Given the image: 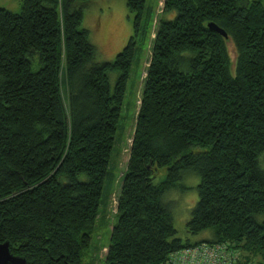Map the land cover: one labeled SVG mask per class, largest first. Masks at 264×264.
I'll list each match as a JSON object with an SVG mask.
<instances>
[{
    "label": "trees",
    "instance_id": "1",
    "mask_svg": "<svg viewBox=\"0 0 264 264\" xmlns=\"http://www.w3.org/2000/svg\"><path fill=\"white\" fill-rule=\"evenodd\" d=\"M75 1L0 7V242L27 264H82L146 33L144 0H126L133 33L96 62ZM163 1L174 16L154 29L102 264H164L202 242L224 243L235 264H264V0ZM190 171L198 199L186 229L211 232L197 241L176 236L162 199Z\"/></svg>",
    "mask_w": 264,
    "mask_h": 264
},
{
    "label": "rangeland",
    "instance_id": "2",
    "mask_svg": "<svg viewBox=\"0 0 264 264\" xmlns=\"http://www.w3.org/2000/svg\"><path fill=\"white\" fill-rule=\"evenodd\" d=\"M22 0H0V7L12 12H18ZM163 0H144L143 30L136 39L134 56L121 107V116L115 133L107 173L104 178L102 193L99 201L98 216L90 236L88 247L84 250L82 264H102L109 243L110 231L117 216V198L121 186L122 175L126 168L131 138L135 125L143 79L149 64L151 41L154 29L161 17L170 19L172 13L163 12ZM76 5H82L83 18L81 28L88 30L89 41L96 49L95 61H112L116 54L127 44L133 33V13L129 11L126 0H76ZM149 14L148 18L145 16ZM172 14V15H171ZM145 31V30H144ZM231 60L235 58V48L231 40L226 42ZM115 72L109 74L110 85L113 86ZM259 163L264 168V152ZM166 170L161 169L155 176V182L165 177ZM199 176L194 172L183 175L178 187L170 188L163 193V201L168 203L171 210L176 236L182 240H201L210 235V230L191 234L186 229L191 211L198 199L197 184ZM187 187V188H185Z\"/></svg>",
    "mask_w": 264,
    "mask_h": 264
},
{
    "label": "built area",
    "instance_id": "3",
    "mask_svg": "<svg viewBox=\"0 0 264 264\" xmlns=\"http://www.w3.org/2000/svg\"><path fill=\"white\" fill-rule=\"evenodd\" d=\"M236 258L224 243L202 242L170 254L164 264H235Z\"/></svg>",
    "mask_w": 264,
    "mask_h": 264
},
{
    "label": "water",
    "instance_id": "4",
    "mask_svg": "<svg viewBox=\"0 0 264 264\" xmlns=\"http://www.w3.org/2000/svg\"><path fill=\"white\" fill-rule=\"evenodd\" d=\"M207 26L222 36L227 37L225 30L214 22H209ZM0 264H27V261L23 256L14 255L10 250V242L4 241L0 242Z\"/></svg>",
    "mask_w": 264,
    "mask_h": 264
}]
</instances>
